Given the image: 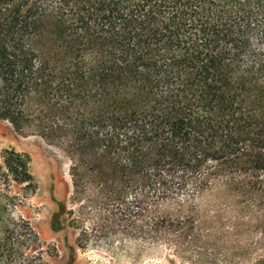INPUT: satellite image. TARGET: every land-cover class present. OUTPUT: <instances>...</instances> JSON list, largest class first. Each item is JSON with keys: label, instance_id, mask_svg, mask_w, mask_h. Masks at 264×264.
I'll return each mask as SVG.
<instances>
[{"label": "trees", "instance_id": "16d2710c", "mask_svg": "<svg viewBox=\"0 0 264 264\" xmlns=\"http://www.w3.org/2000/svg\"><path fill=\"white\" fill-rule=\"evenodd\" d=\"M0 120L63 147L97 240L150 237L151 207L218 179L262 194L264 0H0ZM9 178L35 189L27 156ZM37 239L0 203V264L41 261Z\"/></svg>", "mask_w": 264, "mask_h": 264}, {"label": "rangeland", "instance_id": "374dc122", "mask_svg": "<svg viewBox=\"0 0 264 264\" xmlns=\"http://www.w3.org/2000/svg\"><path fill=\"white\" fill-rule=\"evenodd\" d=\"M5 151L29 158L35 189L3 180L0 203L37 235L26 251L41 258L33 264H68L71 259L73 264H264V193L243 195L218 179L197 195L151 207L146 216L160 223L150 237L109 242L97 240L103 213L87 201L92 193L73 194L72 159L63 147L0 120V166ZM61 205L65 211L55 231L51 221ZM81 233L88 235L83 248L77 246Z\"/></svg>", "mask_w": 264, "mask_h": 264}]
</instances>
